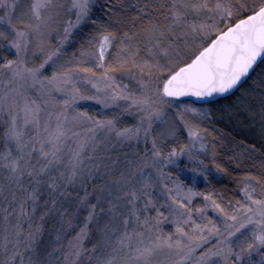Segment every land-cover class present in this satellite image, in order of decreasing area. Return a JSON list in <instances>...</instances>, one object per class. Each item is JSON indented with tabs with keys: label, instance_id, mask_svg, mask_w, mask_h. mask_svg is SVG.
<instances>
[{
	"label": "snow or ice",
	"instance_id": "1",
	"mask_svg": "<svg viewBox=\"0 0 264 264\" xmlns=\"http://www.w3.org/2000/svg\"><path fill=\"white\" fill-rule=\"evenodd\" d=\"M0 264H264V0H0Z\"/></svg>",
	"mask_w": 264,
	"mask_h": 264
},
{
	"label": "trees",
	"instance_id": "2",
	"mask_svg": "<svg viewBox=\"0 0 264 264\" xmlns=\"http://www.w3.org/2000/svg\"><path fill=\"white\" fill-rule=\"evenodd\" d=\"M221 127H223V125H221ZM227 130H228V129L226 128L225 131H227ZM239 138H243V137H239ZM252 139H253V137H251V136L249 135V138H248V140H247L246 142L251 143V142H252Z\"/></svg>",
	"mask_w": 264,
	"mask_h": 264
}]
</instances>
